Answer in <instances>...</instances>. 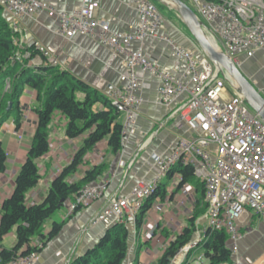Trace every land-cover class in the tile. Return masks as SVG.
Instances as JSON below:
<instances>
[{"label":"crops","instance_id":"0c3cea01","mask_svg":"<svg viewBox=\"0 0 264 264\" xmlns=\"http://www.w3.org/2000/svg\"><path fill=\"white\" fill-rule=\"evenodd\" d=\"M41 1L46 2L58 13L69 14L80 11L84 3V0ZM95 1L99 4L98 18L109 23L113 33L134 34L136 32L139 25L137 6L141 0ZM151 1L156 4L163 16V25L158 30V37L142 42L134 41L131 46L134 50L142 51L162 70L188 79L190 74L187 63L177 59L167 39L192 52L197 58L204 57V53L172 7L158 0ZM183 1L187 4L190 2V0ZM0 6L3 8L4 18L16 35L18 56L22 54L30 56L28 49L32 47L40 52V55L29 61V67H56L107 98L113 90L122 86L120 78L127 73L126 60L111 47L87 36L78 35L72 40H67L59 33L60 18L57 15H50L46 10L37 11L32 16L17 18L7 10L4 0H0ZM29 58H25V60ZM239 61L238 67L262 95L264 91V51L257 52L253 58L241 56ZM137 77L139 88L136 95L141 103L134 124L126 130L121 151L115 154L107 147L106 142L101 143L87 155L84 164L70 180L78 181L85 176L87 171L96 166L105 165L104 172L99 179V183L107 186L104 196L100 200L92 202L88 208L77 212L67 222L63 220L66 210L60 218L55 215L51 217L44 225L43 233L45 235L51 232L54 223L63 224V228L54 239L42 243L43 247L40 248L36 264H66L92 248L114 225L113 221L109 219L96 223L97 215L109 205L111 200L130 196L138 183H149L156 180L160 175V167L155 158H167L181 138L191 135L188 127L181 124L179 118L173 115L177 106L186 97L182 96L169 107L162 106L158 103L160 80L151 72L143 69L137 70ZM78 97L84 99V95L81 93L78 94ZM42 107L43 101L37 100V93L32 88L25 87L20 106L22 111L21 132L25 136L24 139H28L25 141L28 148H25L26 151L23 150V157L19 159L22 149H18V144L14 141V136L11 135L13 129H16L12 121L6 131L7 142L3 138L1 140L4 149L6 143L8 144V154L6 171L0 174V208L2 201L9 198L14 191L15 179L37 128L34 110ZM122 117V121H119L124 125L125 117L124 115ZM51 123L52 128L48 130L50 152L38 161L40 167L43 168L41 176L44 175V177L34 189L28 192L26 197L28 205L40 203L46 198L51 182L69 165L76 152L83 146L85 139V136L77 139L66 137L68 119L60 112L54 115ZM12 161H16V163L13 164ZM195 179L196 181L179 188L181 175L178 172H175L171 177L163 178L162 187L165 186V183H169V187L164 191L165 197L164 199L156 198L151 209L145 214L144 222L140 228H137L136 221L128 220L126 222L130 234L126 264L158 262L163 257L162 254L168 243L176 241L182 234L180 233L182 230L174 231L168 224L160 223L159 225L156 222L162 218L156 216V213L154 214L157 219L152 215L156 206L165 208L171 217L182 215L185 212L199 213L197 221L205 225V190L200 186V181ZM175 218H172V222L176 221ZM187 220L186 222L182 220V229L188 226ZM151 222L156 223L155 230L151 227ZM169 224L174 226L173 223ZM237 226L243 238L238 242V251L232 252L231 263L226 264H264V221L248 211L238 221ZM199 230L201 228L197 229L196 237H198ZM162 232L163 235L166 234L169 237L165 238L167 240L165 244L159 242V239L163 238ZM196 237H193L192 241ZM9 238H12L10 245L14 246L16 242V240L13 242L14 231L5 238L4 242ZM38 242H40V238L36 237L34 244L36 245ZM228 244L231 249V243ZM187 257L180 250L171 264H183ZM193 260L194 253L188 264H193ZM205 264H209V262L206 261Z\"/></svg>","mask_w":264,"mask_h":264},{"label":"built area","instance_id":"2783aa9c","mask_svg":"<svg viewBox=\"0 0 264 264\" xmlns=\"http://www.w3.org/2000/svg\"><path fill=\"white\" fill-rule=\"evenodd\" d=\"M4 2L17 18L32 16L40 10L57 15L61 21L59 33L67 40L87 36L125 58L127 73L120 78L122 86L108 97L112 106L125 117V133L134 124L141 103L136 95L138 69L151 72L160 80V105L169 107L182 96L186 97L173 115L188 127L191 135L181 138L167 158H155L160 167L156 180L140 182L130 196L111 200L95 222L136 221L163 178L181 164L192 167L195 177L204 184L207 206L204 227L181 253L186 257L192 249L198 248L209 230L227 232L231 250L236 253L238 242L243 238L237 226L242 216L250 211L264 221V121L234 89L230 94L228 88L232 85L224 71L205 55L197 58L168 39L177 59L187 63L188 79L162 70L142 51L134 50L132 42L157 38L163 25V16L151 0L139 1V25L134 34L113 33L109 23L98 18L99 4L95 0H84L81 10L71 14L58 13L41 0ZM188 5L205 24V32L213 45L237 66L241 56L253 58L257 52L264 51V0H190ZM29 57L25 54L17 60ZM106 187L103 183L85 187L66 204L63 220H70L77 212L100 200ZM38 258L39 254L34 252L27 257L19 256L9 264H36ZM196 264L205 263L198 260Z\"/></svg>","mask_w":264,"mask_h":264},{"label":"trees","instance_id":"16d2710c","mask_svg":"<svg viewBox=\"0 0 264 264\" xmlns=\"http://www.w3.org/2000/svg\"><path fill=\"white\" fill-rule=\"evenodd\" d=\"M18 52L16 35L4 18L3 8L0 6V129L11 118L15 120L18 128L21 126L20 106L25 87L32 88L37 93V100L43 101V107L34 110L37 128L15 179L14 191L9 198L2 201L0 208V264H9L19 256L27 257L34 252L39 253L40 248L34 244L36 237L44 244L60 233L63 224L54 223L51 232L45 235V223L85 187L98 184L105 165L87 171L78 181H70L71 178L84 164L87 155L101 143L106 142L113 153H119L125 135L124 125L119 121L121 114L112 106L109 98L56 67H29V61L40 55L34 47L28 49L31 55L23 64L16 60ZM8 79L12 80V87L8 94H4L3 88ZM79 93L84 95V99H78ZM10 102L12 108L7 110ZM57 112L68 119L66 137L77 139L85 136L83 146L76 152L69 165L53 179L46 198L40 203L28 205V192L41 180L38 161L50 152L48 127ZM6 164L7 152L0 141V174L6 171ZM175 172L181 175L179 188L196 181L194 170L190 166L179 164L168 176L171 177ZM200 183L205 190L204 184ZM161 191L160 184L145 202L136 220L138 229L142 225V217L151 209L156 198L164 199L165 194L160 193ZM206 212L207 206L204 214ZM198 218L199 213L191 219V227L186 228L176 241L170 244L163 257L150 264H171L178 251L192 242ZM13 231L16 242L12 248H6L3 242ZM129 237L127 225L116 223L92 248L74 258L69 264H126ZM228 243L227 232L209 230L198 248L205 249L209 264H226L232 261V250ZM194 252L195 250L188 254L183 264H188Z\"/></svg>","mask_w":264,"mask_h":264},{"label":"water","instance_id":"95a60500","mask_svg":"<svg viewBox=\"0 0 264 264\" xmlns=\"http://www.w3.org/2000/svg\"><path fill=\"white\" fill-rule=\"evenodd\" d=\"M172 7L201 47L204 55L228 77L233 89L240 94L250 108L259 114L264 121V97L241 69L221 50H218L205 32V24L183 0H158ZM12 108V103L8 109ZM179 253V252H178Z\"/></svg>","mask_w":264,"mask_h":264},{"label":"rangeland","instance_id":"374dc122","mask_svg":"<svg viewBox=\"0 0 264 264\" xmlns=\"http://www.w3.org/2000/svg\"><path fill=\"white\" fill-rule=\"evenodd\" d=\"M163 11V10H162ZM22 53V52H21ZM18 57H23V54L22 55H19ZM16 60H17V58H16ZM18 62H20L21 64H23L24 63V61H25V59H22V60H17ZM11 87H12V80H10V79H8V80H6V83H5V86H4V88H3V93L4 94H8L9 92H10V90H11ZM228 91L230 92V94H233L234 92H233V88H232V86L231 87H229L228 88ZM78 99H82V98H80V97H78ZM8 109V108H7ZM122 119H123V117H122V115L120 116V120L122 121ZM12 121H13V123H14V128H16L15 130L13 129V131H12V133H11V135L12 136H14V138H15V142L18 144L17 146H18V149H22L20 152H21V154L19 155V159H22V153L24 152L23 150H25V148L27 147V145H26V143L27 142H25V141H27L28 139H24L25 138V136H24V134L21 132V127H22V123H21V126L18 128L17 127V123L15 122V120L14 119H9L2 127H1V129H0V141L2 140V138L3 139H5L6 140V142H7V134H6V131H7V129H8V127L11 125V123H12ZM51 128H52V123L50 124V126H49V129L48 130H51ZM28 148V147H27ZM7 149H8V144L6 143V145H5V150H6V152H7V154H8V151H7ZM27 150V149H26ZM25 150V151H26ZM13 162V164H15L16 163V161H12ZM19 163H20V161H19ZM39 169H40V176H41V171L43 172V168L42 167H40V165H39ZM42 169V170H41ZM44 174H45V172H44ZM42 177H44V175L43 176H41V178ZM169 187V183H165V186H163L162 187V194H164V191L167 189ZM168 197V196H167ZM66 206H64L60 211H58L56 214H54L55 216H58L59 218H60V216H62V213L66 210L67 211V208H65ZM163 212H165V213H163ZM154 213H156V216H159L160 218H161V220L160 221H156V222H158V224L160 225V223H162L163 225H167L168 224V226L169 227H171L174 231H181L180 233H183V231L186 229V228H188V227H191V219L192 218H195V213H189V212H185V213H182V215H174L175 217H171V215L170 214H168V212L165 210V208L164 209H162V207H157L156 206V208H155V210H154V212H152V215L154 216V218L155 219H157L156 217H155V214ZM66 214V213H65ZM53 215V216H54ZM52 216V217H53ZM158 217V218H159ZM182 219H181V218ZM64 218V217H63ZM175 218L176 219V221L175 222H172V220ZM144 219H145V215L142 217V222H144ZM186 219H188L187 221L189 222L188 223V226L187 227H185L184 229H182L183 227H182V220H184L185 222H186ZM65 221V220H64ZM67 221H69V220H66L65 222H67ZM181 222V223H180ZM169 223H173L174 224V226L173 225H171V224H169ZM155 224L156 223H152L151 222V227H153V230H155ZM179 224H181L180 226H178ZM202 223H200V222H198L197 220H196V223H195V229H194V237H196L197 235V229H199V228H202L204 225L202 224ZM171 234V232L169 233V235ZM162 236H163V238L162 239H159V242L161 241L163 244H165V243H167V240H165V238H169L168 236H166V234H164L163 235V232H162ZM103 237V236H102ZM101 237V238H102ZM196 239H197V237H196ZM195 240V239H194ZM10 242H12V238L10 239H7L5 242H4V246L6 247V248H8V247H12L13 245H10ZM13 242H15V239H14V241ZM41 242V241H40ZM40 242H38L36 245H38V247L39 248H42L43 246V244L42 243H40ZM170 244H171V242L170 243H168V246H167V248L165 249V251H164V253L162 254V256L166 253V251L168 250V248H169V246H170ZM129 247H130V245H129ZM195 250V252H194V260H193V264H196V262L198 261V260H201V262H204V263H206V259H202V257L203 258H205L204 257V255H205V249L204 248H195V249H192L191 251H194ZM190 251V252H191ZM179 252V251H178ZM183 253V252H182ZM178 254V253H177ZM128 264V263H127ZM129 264H132V263H129Z\"/></svg>","mask_w":264,"mask_h":264}]
</instances>
